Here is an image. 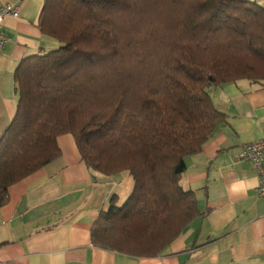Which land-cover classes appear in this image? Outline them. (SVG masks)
<instances>
[{"label":"trees","instance_id":"16d2710c","mask_svg":"<svg viewBox=\"0 0 264 264\" xmlns=\"http://www.w3.org/2000/svg\"><path fill=\"white\" fill-rule=\"evenodd\" d=\"M38 25L60 45L15 72L16 112L0 136V206L9 186L57 157V137L70 133L87 167L106 176L127 171L133 180L120 205L113 196L99 212L92 243L159 255L201 214L180 179L185 158L226 119L207 88L264 81V7L256 0H45Z\"/></svg>","mask_w":264,"mask_h":264},{"label":"crops","instance_id":"0c3cea01","mask_svg":"<svg viewBox=\"0 0 264 264\" xmlns=\"http://www.w3.org/2000/svg\"><path fill=\"white\" fill-rule=\"evenodd\" d=\"M45 0L17 4L5 17L10 41L0 52V136L15 115V72L28 57L60 43L42 33ZM264 7V0H256ZM225 121L185 158L180 184L194 191L201 212L157 256L94 245L91 227L113 196L120 205L133 187L127 171L106 176L86 166L72 134L59 135V155L9 186L0 206V264H264V198L251 163L236 161L241 145L264 134V81L241 78L207 88Z\"/></svg>","mask_w":264,"mask_h":264},{"label":"built area","instance_id":"2783aa9c","mask_svg":"<svg viewBox=\"0 0 264 264\" xmlns=\"http://www.w3.org/2000/svg\"><path fill=\"white\" fill-rule=\"evenodd\" d=\"M18 18L19 11L15 3H0V52L10 41V37L2 31V23L5 17ZM236 161L251 163L258 178L255 194L264 198V134L261 138L241 145L235 153Z\"/></svg>","mask_w":264,"mask_h":264},{"label":"rangeland","instance_id":"374dc122","mask_svg":"<svg viewBox=\"0 0 264 264\" xmlns=\"http://www.w3.org/2000/svg\"><path fill=\"white\" fill-rule=\"evenodd\" d=\"M171 26V25H170ZM169 26V27H170ZM233 61H236V59H233ZM230 69L233 73H239L240 70H241V66H239V63L238 62H230Z\"/></svg>","mask_w":264,"mask_h":264}]
</instances>
